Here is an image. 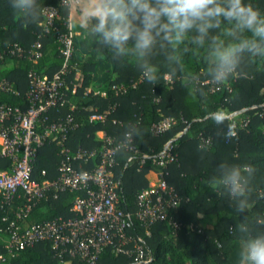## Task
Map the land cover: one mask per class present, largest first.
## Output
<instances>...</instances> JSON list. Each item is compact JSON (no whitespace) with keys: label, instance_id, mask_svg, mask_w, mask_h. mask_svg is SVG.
Returning <instances> with one entry per match:
<instances>
[{"label":"trees","instance_id":"1","mask_svg":"<svg viewBox=\"0 0 264 264\" xmlns=\"http://www.w3.org/2000/svg\"><path fill=\"white\" fill-rule=\"evenodd\" d=\"M245 2L264 14V0ZM41 3L58 11L57 30L45 32L39 25L42 16L37 23L24 25L13 13L9 0H0V82L12 86L11 91L0 89V105L21 111L28 109L27 75L33 72L52 77L61 68L63 58L57 36L66 32L65 23L71 19L74 51L68 62L72 66L68 84L71 87L72 82L76 88L74 94L71 89L67 92L70 105L51 110L50 121L72 118L74 128L49 139L38 150L32 163L33 179L39 183L58 180V168L66 159V151L70 157L96 152L95 157L72 162L76 170L92 172L101 160L98 153L116 148L111 176L118 194L117 207L131 219V227L126 231L130 239L126 246L128 254H116L112 247H107L94 264H134L137 246L152 257V264H237L239 241L230 229L238 219L232 213L231 201L218 198L200 180L211 175L222 162L252 165L256 169L253 183L257 192L251 201V213L264 215V58H249L245 74L224 87L202 79L200 87L206 99L192 103L183 81L169 80L163 68L161 79L155 85L149 84L140 77L133 61L122 64L114 60L95 38L82 35L84 29L76 7L68 9L60 0ZM36 42L41 43L42 56L32 61L28 57ZM15 46L21 49L20 54ZM193 56L187 58L186 67L197 71L201 65ZM76 71L79 79L73 81ZM97 90L104 95L96 93ZM93 114L104 119L90 121ZM164 117L172 119L171 127L154 135L152 125ZM137 125L146 130V136L142 143L135 144V138L129 141L128 136ZM204 139L211 140L207 152L198 150ZM169 141L175 159L160 167V153ZM9 167L7 161L1 162L0 168L10 170ZM159 172L176 194L178 205L167 209L165 220L146 224L135 216L137 196ZM84 195L83 191L58 192L48 188L41 197L30 200L23 192L9 203L0 196V255L7 253L5 247L12 225L26 229L79 217L72 207L75 199ZM173 222L178 226L174 227ZM257 230L264 231V227ZM2 264L89 263L45 241L8 256Z\"/></svg>","mask_w":264,"mask_h":264},{"label":"clouds","instance_id":"2","mask_svg":"<svg viewBox=\"0 0 264 264\" xmlns=\"http://www.w3.org/2000/svg\"><path fill=\"white\" fill-rule=\"evenodd\" d=\"M62 4L77 8L82 35L95 38L114 60L133 61L140 77L153 85L163 68L169 80L183 81L192 103L206 99L202 79L224 87L245 74L249 58H264V14L245 0H62ZM9 5L24 25L37 23L48 11L41 0H9ZM190 56L201 65L199 70L186 67ZM145 136L146 130L137 125L128 140L135 138L138 144ZM210 149V139L198 145L201 152ZM255 172L250 164L222 162L200 180L218 198L231 201L238 219L230 229L239 241L237 264H264V231L257 230L264 227V215L251 213Z\"/></svg>","mask_w":264,"mask_h":264},{"label":"built area","instance_id":"3","mask_svg":"<svg viewBox=\"0 0 264 264\" xmlns=\"http://www.w3.org/2000/svg\"><path fill=\"white\" fill-rule=\"evenodd\" d=\"M61 5L62 0H60ZM42 15L39 25L45 32L57 30L56 19L58 11L53 6ZM66 32L59 33L57 41L63 58L61 68L52 76H39L29 72V88L27 99L29 107L26 111L19 108L0 105V165L2 161L10 164V170L0 168V196L3 202L9 203L19 192L25 193L29 200L33 197H41L43 190L54 188L61 192L65 190L83 191V198L75 199L72 211L79 213V217L67 220L53 221L32 225L26 229H20L12 225L13 229L6 242V255H0V264L5 263L7 257L16 252L32 248L36 244L48 241L62 252L80 257L81 260L94 264L98 255L107 247H112L116 254H128L126 246L129 237L126 231L131 227L130 215L118 209V194L111 176V167L114 163L116 148H108L98 153L101 157L99 165L92 172H80L72 164L75 160L90 159L96 156V152H83L76 156H67L58 168L59 178L53 182L39 183L33 179L32 163L36 153L49 139L63 136L69 129H73L72 118L65 121H50V112L54 108H61L66 103L67 92L71 89L74 94L76 85L68 84V75L72 66L68 62L72 59L73 28L72 21L68 19ZM41 43L36 42L32 46L29 60L37 61L42 56ZM16 52L21 49L15 46ZM75 70V69H74ZM79 73L75 72L73 81H78ZM2 91H11L12 86L6 82H0ZM100 95L103 92L96 91ZM104 117L93 114L90 121H102ZM172 125V119L162 118L152 125L154 135L165 133ZM103 138V133H98ZM106 142H111L106 139ZM171 142H167L160 153L158 165L164 167L175 159L172 154ZM45 174L44 172L42 173ZM136 218L146 224H154L165 220L166 211L178 205L176 194L169 188L164 180L163 173L155 175L147 189L142 190L137 196ZM174 227L178 226L172 223ZM134 264H152L153 259L146 254L141 246L135 251ZM7 256V257H6Z\"/></svg>","mask_w":264,"mask_h":264}]
</instances>
